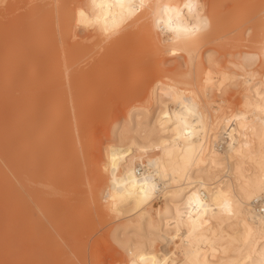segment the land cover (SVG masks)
<instances>
[{
	"label": "bare ground",
	"instance_id": "bare-ground-1",
	"mask_svg": "<svg viewBox=\"0 0 264 264\" xmlns=\"http://www.w3.org/2000/svg\"><path fill=\"white\" fill-rule=\"evenodd\" d=\"M4 4L25 9L0 31V254L89 264L97 216L113 264H264V0ZM107 95L136 99L100 163Z\"/></svg>",
	"mask_w": 264,
	"mask_h": 264
},
{
	"label": "rangeland",
	"instance_id": "rangeland-1",
	"mask_svg": "<svg viewBox=\"0 0 264 264\" xmlns=\"http://www.w3.org/2000/svg\"><path fill=\"white\" fill-rule=\"evenodd\" d=\"M40 1L42 2V0H33L34 3ZM24 9L25 8H23V5H20V7H17L15 11H11V9L9 11V6L4 4V0H0V31L5 32L18 27L17 24L13 25V21L19 18ZM92 31L93 29L91 26H79L75 28V30L73 29V34L71 36L70 42H75L76 40L90 41L92 39L91 37H87V35ZM238 98H240L239 95L236 96V99ZM134 99H136L135 96H131V98L128 99L127 97H121L119 95H107L98 101L97 109L94 111L95 114H92L93 118L88 121L87 126L88 135L91 142L93 143L94 152L98 157V161H100V163L101 160L104 159L106 151L105 144L115 139V135L113 134L112 129L120 126V124L122 125L124 122H128L129 126H133V121L127 120L126 112L129 105ZM121 107L123 109L122 112ZM80 187L84 191L85 188L83 183H81ZM69 188L71 189L72 187L69 186L67 190V192L71 194L72 189L70 190ZM254 204L258 207L260 205V202L257 200V202ZM115 222L116 220L114 221V219H108L106 221L98 220L97 216H94L93 221L90 222V225L87 229L84 230L79 228L77 240L78 243L84 246L85 252L86 254H88L87 256L89 264L91 263L92 259L93 261H99L100 259L101 261L106 262L104 264H113L115 260L114 258H112L113 256L121 257V255L124 254V247L119 244L115 235L110 230L111 227L116 224ZM6 234H8V232H6L4 236ZM62 243L66 242L64 241ZM67 246L68 245L66 243V247ZM15 255L17 254H11L4 257L2 256V254H0V264H55V261L53 259H50L49 256L44 261L42 254H40L39 257H35V255H38V253L36 252L30 251V253L24 259H22V261L19 262L15 261ZM127 256L130 258L132 257V255L130 254H127ZM97 257L99 259H97ZM73 258L76 260V262L79 263L78 259H76L75 256H73ZM112 259L114 260L112 261ZM98 261L97 263L100 264L101 262Z\"/></svg>",
	"mask_w": 264,
	"mask_h": 264
}]
</instances>
